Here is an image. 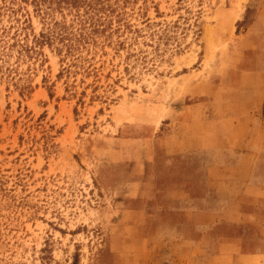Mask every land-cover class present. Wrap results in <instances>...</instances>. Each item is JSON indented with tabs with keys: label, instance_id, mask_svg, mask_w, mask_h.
<instances>
[{
	"label": "rangeland",
	"instance_id": "obj_1",
	"mask_svg": "<svg viewBox=\"0 0 264 264\" xmlns=\"http://www.w3.org/2000/svg\"><path fill=\"white\" fill-rule=\"evenodd\" d=\"M258 15L0 0V264H264Z\"/></svg>",
	"mask_w": 264,
	"mask_h": 264
},
{
	"label": "crops",
	"instance_id": "obj_2",
	"mask_svg": "<svg viewBox=\"0 0 264 264\" xmlns=\"http://www.w3.org/2000/svg\"><path fill=\"white\" fill-rule=\"evenodd\" d=\"M264 17L261 15L256 16L254 22L252 25L244 32L243 37L248 38L247 41H249V44H253L254 48L257 49V61L253 62L255 64L254 67H250L252 71L257 73L264 72ZM247 50V49H246ZM246 52V51H245ZM238 86V85H236ZM234 113V112H233ZM229 113L228 118H220V123L228 121L230 118L234 119L236 121V124L238 123H245L250 120V113L242 112V109L239 110L238 114L236 113ZM232 115L234 117H232ZM216 122V121H215ZM252 132H249L248 128H244L242 134H250L257 135L261 130L260 127H252ZM248 129V130H247Z\"/></svg>",
	"mask_w": 264,
	"mask_h": 264
}]
</instances>
